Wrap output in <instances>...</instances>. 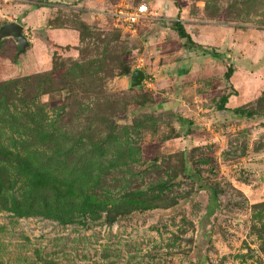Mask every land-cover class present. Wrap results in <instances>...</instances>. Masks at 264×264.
<instances>
[{
  "label": "rangeland",
  "instance_id": "rangeland-1",
  "mask_svg": "<svg viewBox=\"0 0 264 264\" xmlns=\"http://www.w3.org/2000/svg\"><path fill=\"white\" fill-rule=\"evenodd\" d=\"M6 21L30 46L0 41V143L91 202H0V264H264V0H0Z\"/></svg>",
  "mask_w": 264,
  "mask_h": 264
},
{
  "label": "trees",
  "instance_id": "trees-1",
  "mask_svg": "<svg viewBox=\"0 0 264 264\" xmlns=\"http://www.w3.org/2000/svg\"><path fill=\"white\" fill-rule=\"evenodd\" d=\"M34 7H38V5L35 4ZM175 29L182 38L192 41L190 34L181 22L175 24ZM124 72H129V68ZM231 73L232 68L230 67L227 76H230ZM19 83L23 84L21 80H14L12 88H15ZM78 179H67L60 176L35 164L29 155H22L0 143V202L8 204L7 207L11 210L27 213L34 205L33 200L36 201L44 197L54 199L59 206L49 210L58 213L70 210L71 207L78 204L77 199L81 197L84 200L82 204H88L91 202V194L88 192L85 183ZM19 190H21L22 199L17 200V204L12 200L4 199L8 196L12 197ZM27 198H30V201ZM60 220L69 222L73 219L61 216Z\"/></svg>",
  "mask_w": 264,
  "mask_h": 264
},
{
  "label": "water",
  "instance_id": "water-1",
  "mask_svg": "<svg viewBox=\"0 0 264 264\" xmlns=\"http://www.w3.org/2000/svg\"><path fill=\"white\" fill-rule=\"evenodd\" d=\"M40 31V30H39ZM12 37L19 47L20 53H25L30 46V41L24 33V26L16 21H6L0 26V41ZM146 78V73L142 69H136L130 75L132 86H140ZM104 220L98 223H105L107 221L108 213L104 212ZM97 222H93L95 224Z\"/></svg>",
  "mask_w": 264,
  "mask_h": 264
},
{
  "label": "built area",
  "instance_id": "built-area-1",
  "mask_svg": "<svg viewBox=\"0 0 264 264\" xmlns=\"http://www.w3.org/2000/svg\"><path fill=\"white\" fill-rule=\"evenodd\" d=\"M113 16L118 25L133 26L141 20L153 15L149 3L141 2L135 6H130L129 4L119 5L113 13Z\"/></svg>",
  "mask_w": 264,
  "mask_h": 264
}]
</instances>
